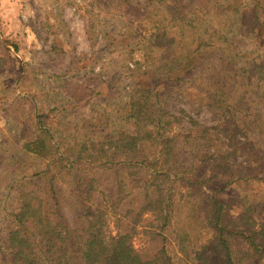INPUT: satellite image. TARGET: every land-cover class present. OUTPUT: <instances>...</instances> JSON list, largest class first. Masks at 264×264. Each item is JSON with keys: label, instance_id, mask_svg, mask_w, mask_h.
I'll return each instance as SVG.
<instances>
[{"label": "rangeland", "instance_id": "374dc122", "mask_svg": "<svg viewBox=\"0 0 264 264\" xmlns=\"http://www.w3.org/2000/svg\"><path fill=\"white\" fill-rule=\"evenodd\" d=\"M231 1L0 0V264H34L31 212L18 198V184L44 164L37 165L20 150L21 143L34 139L40 124L57 152L81 139L99 141L112 131L132 134L135 127L127 117L128 103L137 86H149L157 92L159 110L171 121L173 132L189 136L195 147L201 142V132L212 140L207 134L217 132V125L213 113L204 107L206 93L212 90L213 79L227 77L226 68L218 45L213 43L200 53L195 50L197 40L208 42L210 37L214 42L210 30L221 26L222 34L233 43L234 54H257L251 40L229 28V10H220ZM171 40L185 43L176 53L190 59L187 70L181 58L174 62L177 67L166 62V54L178 49L170 46ZM160 41H167L172 48L166 43L160 46ZM198 59H205L206 64L200 66ZM236 140L244 142L242 137ZM232 146L238 147L227 142L223 149L230 152ZM250 149L249 157L238 151L240 155L227 162L252 164L261 155H256V148ZM151 152L143 146L138 159H146ZM180 154L172 166L177 178H182L186 168L194 179L200 175L207 194L222 203L231 202V217L241 213L244 204L264 205L263 180L224 186L206 152L196 159ZM96 173L103 186L111 182L108 172L98 169ZM182 194L176 190L172 195L169 223L162 229L151 214L141 216L132 227L128 219L117 222L108 214L110 210H106V229L112 235L116 230L129 233L131 246L141 251L145 260L163 245L172 264H181L177 262L178 232L188 234L192 244L207 243L214 237L195 208L199 198ZM258 209L255 216L262 221L264 210ZM236 248L243 249V245ZM250 262L264 264L255 257Z\"/></svg>", "mask_w": 264, "mask_h": 264}, {"label": "trees", "instance_id": "16d2710c", "mask_svg": "<svg viewBox=\"0 0 264 264\" xmlns=\"http://www.w3.org/2000/svg\"><path fill=\"white\" fill-rule=\"evenodd\" d=\"M226 9L232 20L229 28L251 40L257 54L254 57L251 52L234 54L230 48L233 43L222 34L221 26L210 30L209 35H215L214 42L210 37L208 42L197 40L195 50L200 53L213 47V43L218 45L216 49H220V59L226 68L227 77L213 79L212 90L206 93L208 104L204 107L213 113L217 125V132L207 134L212 140L201 132V142L195 147L189 136L173 132L171 121L159 110L157 92L149 86H137L128 103L127 117L135 127L132 134L112 131L99 141L81 139L57 152L40 124L34 139L21 143L19 149L32 156L37 165L44 162L18 184V198L31 212L34 238L30 249L34 264H172L163 245L145 260L143 253L131 246L129 233L116 230L112 235L107 231L105 218L106 210H110L108 214L117 222L128 219L134 227L141 216L151 214L159 222L158 229H162L169 223L170 204L176 190L183 192L185 198H199L195 208L203 215L204 226L214 233L212 241L192 244L188 234L178 232L177 262L251 264L252 257L264 261V213L262 221L255 216L260 206L264 210V205L244 204L241 213L231 217V202L222 203L207 194L202 189L200 175L194 179L186 168L179 179L172 167L180 151V155L194 159L204 151L208 161L214 160L215 175L222 177L224 186L264 181V0H245V3L232 0L227 8H220ZM161 42L160 46L167 41ZM169 43L178 49L174 54H166V62L177 67L174 62L181 58L187 70L190 59L176 53L186 47L185 43L182 40ZM197 61L200 66L206 64L205 59ZM223 80L227 85L231 83L229 88ZM238 137L244 142H238ZM219 141L220 146L216 145ZM227 142L238 147L232 146L230 152H225L223 147ZM145 145L152 152L140 160L138 154ZM187 147H191L190 151L184 150ZM255 148L259 152L256 155L261 156L252 164L227 162L240 153L247 158L249 149ZM98 169L108 172L111 182L100 184ZM246 199L244 196L243 200ZM240 243L243 249L236 248Z\"/></svg>", "mask_w": 264, "mask_h": 264}]
</instances>
